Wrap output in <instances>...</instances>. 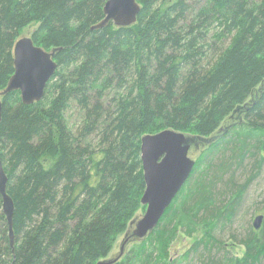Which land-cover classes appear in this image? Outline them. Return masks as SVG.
I'll return each instance as SVG.
<instances>
[{
  "label": "trees",
  "instance_id": "trees-1",
  "mask_svg": "<svg viewBox=\"0 0 264 264\" xmlns=\"http://www.w3.org/2000/svg\"><path fill=\"white\" fill-rule=\"evenodd\" d=\"M107 1L0 0V91L15 72L13 48L21 27L39 22L31 37L51 49L58 63L41 101L26 105L18 90L2 98L0 152L15 205L12 264H97L141 205L146 187L141 138L164 129L209 135L250 98L241 109L249 130L210 146L186 196L172 203L130 256L114 264H194V258L197 264H264V225L259 232L249 229L241 257L227 252L215 235L218 227L233 223L248 189L247 182L238 184L236 172L253 161L254 170L245 173L264 165V85L258 90L264 83V0L258 5L210 0L185 29L171 20L178 0H138L136 23L92 31L105 17ZM210 16L223 26V37L240 32L214 61L204 52ZM72 21L81 25L71 28ZM122 37L133 75L120 80L119 88L127 89L114 99L116 112L108 118L84 94L104 66L125 68ZM74 97L85 109L76 131L64 119ZM2 208L0 195L7 224ZM177 230L202 235L172 258Z\"/></svg>",
  "mask_w": 264,
  "mask_h": 264
},
{
  "label": "rangeland",
  "instance_id": "rangeland-1",
  "mask_svg": "<svg viewBox=\"0 0 264 264\" xmlns=\"http://www.w3.org/2000/svg\"><path fill=\"white\" fill-rule=\"evenodd\" d=\"M21 2L23 0H15V2ZM263 0H250V4L258 5ZM179 7H176L174 12L172 13L171 20H173V26L175 28H182L185 29V27L188 25V23L194 21V19L198 16V14L202 11V9L206 8L207 6H210L211 1L210 0H178ZM105 14V12H104ZM216 18V17H215ZM105 17L93 24L90 29L92 31H97L104 29L108 26L115 27L114 23L112 21L108 22L103 27L93 28L94 26L99 25ZM207 23L209 24L208 28V34L207 37L210 40V45L207 44L206 48L204 49L205 54H207L208 60H216L218 58V55L224 50V48L230 43L231 38L237 37L239 35V30L233 33H228L224 37L222 36L223 32V26H221V23L216 21L213 16H210L208 18ZM39 22H34L30 25H27L25 27H21L17 30V33L20 34L17 38H24V37H31L32 33L35 32V30L39 26ZM81 25V22L79 21H72L71 22V28H78ZM47 33L46 31L44 32ZM50 34V32H48ZM238 34V35H237ZM16 40V41H17ZM119 48L123 53L128 54L127 58H129L128 62L125 65V68L117 72L114 69V66L111 64H108L104 66L102 75H98L95 78V83H89L88 88L84 94V97L88 99L90 104H96L99 103L103 106L104 112L108 116V118L111 117V115H115L116 107L114 103V99L118 96L122 95V93H125L126 86L124 88H119V82L121 79L130 81L131 77L133 75V63H132V54L129 50L127 44L125 43L124 37H122ZM54 49V48H53ZM47 50V49H46ZM51 52L52 50H48ZM107 57V53L106 56ZM131 58V59H130ZM206 64V63H204ZM78 63H71V68L76 67ZM252 98H250L248 101L244 103L237 104L223 120H221L217 125V127L213 128V133L209 135H203V133H197L196 130L191 131H181L183 132L187 137L192 138L195 140V142L191 145V148L189 150V156L195 160L196 166L194 167L191 176L189 180L187 181L186 185L182 188V190L179 192L178 196L176 197L177 201L181 200L180 197H183L185 195L186 188L189 187V181L193 178V176L197 173H200L201 171V165L200 158L204 156L205 148H206V139L211 138L212 136H216L220 130L227 128L229 125H234V129L229 133L231 135L233 132H237L240 134V132H245L249 130L248 123L246 120L243 119V116L241 113V109L245 107L246 104H248ZM241 116V118H239ZM64 119L67 122L68 126L73 130L76 131L83 123L84 117H85V109L82 107L81 102L79 98L74 97L71 101V104L69 108L65 111ZM106 118V117H105ZM244 120V121H243ZM237 123V124H236ZM262 138H264V134L261 135ZM91 139L93 137H90ZM200 140L201 142L200 144ZM200 144V145H199ZM212 146V145H211ZM211 153V152H210ZM209 153V154H210ZM210 154L209 156H211ZM207 164H204V166ZM256 162L253 161L251 165L248 166V169L242 168L240 171L236 172L235 177L238 179V184L244 185L246 182L248 183V189L246 193L244 194L242 198V204L240 205V209L238 210L236 216L234 217V221L231 225H228L227 227L221 229L218 227V229L215 231V235L218 239H222L224 241V244L226 246L227 252H232V254L237 255L238 257L243 256L245 254L246 248L242 242L248 241L249 238L247 234H249V229L254 226L253 219L254 214L257 210H261L264 207V165L261 168V170H256L253 173H248L250 169L254 170ZM248 170L246 173L245 171ZM248 173V174H247ZM228 181V177H227ZM188 185V186H187ZM186 196V195H185ZM175 201V200H174ZM142 204L139 207V209L134 213L132 220L128 224V229L124 234H121L114 242H113V248L111 251L102 257L99 261H115L120 257L121 254V248L123 244L124 246V252L123 255H121V259L128 257L132 254L130 250L138 245H140L145 238H131V235L136 228L137 222L142 218L146 212L147 207L143 209ZM3 211V208H2ZM1 212V209H0ZM7 226L9 228L8 223L6 224L4 220L1 217L0 213V264L2 262H5V264H12L13 261L10 259V250L9 248L11 246V240H10V232L7 230ZM6 232H7V238H6ZM177 235L170 245V256L172 258H176L186 252L187 249H189L194 241L201 237L202 234H197L194 237H187L184 233H182L180 230H177ZM128 239L126 243L125 240ZM236 241V242H235ZM15 242V239H14ZM241 242V243H240ZM242 244V245H241ZM127 254V255H126ZM157 255V254H156ZM155 255V256H156ZM119 258V259H120ZM122 259V260H123ZM192 261V263L197 264V260Z\"/></svg>",
  "mask_w": 264,
  "mask_h": 264
},
{
  "label": "water",
  "instance_id": "water-1",
  "mask_svg": "<svg viewBox=\"0 0 264 264\" xmlns=\"http://www.w3.org/2000/svg\"><path fill=\"white\" fill-rule=\"evenodd\" d=\"M104 12L105 19L93 28L103 27L110 21L116 26H131L138 19L141 4L138 0H108ZM53 56V52H48L35 45L31 37L20 38L16 41L14 46L15 72L7 87L0 92V121L3 110L1 96L18 90L21 93L22 102L26 105L43 99L48 82L58 68V63ZM195 140L173 129L146 134L141 138V160L146 184L141 202L147 209L144 216L137 222L131 238L147 237L158 226L167 209L189 180L196 163L189 156V150ZM8 180L0 152V195L3 201V212L9 225L10 244L14 248L15 205L7 191ZM262 221V215L256 218L255 229L261 227ZM128 239L129 237L124 243ZM124 246L125 244L121 248L120 257ZM119 258L110 262L99 261L97 264H114Z\"/></svg>",
  "mask_w": 264,
  "mask_h": 264
},
{
  "label": "flooded vegetation",
  "instance_id": "flooded-vegetation-1",
  "mask_svg": "<svg viewBox=\"0 0 264 264\" xmlns=\"http://www.w3.org/2000/svg\"><path fill=\"white\" fill-rule=\"evenodd\" d=\"M115 25V24H114ZM116 26V25H115ZM116 27H125V26H116ZM32 38V37H31ZM33 40V39H32ZM34 42V41H33ZM36 45V44H35ZM15 46V45H14ZM38 46V45H37ZM39 47H41V46H39ZM43 48V47H42ZM43 49H45V48H43ZM46 50V49H45ZM46 51H48V50H46ZM49 52V51H48ZM53 51H51V53H52ZM54 53V52H53ZM13 55H14V48H13ZM54 57V59H55V56H53ZM56 61V60H55ZM57 62V61H56ZM15 66V65H14ZM11 79V78H10ZM52 79V78H51ZM9 83V82H8ZM49 83V82H48ZM263 85H264V83L262 84V86H260L259 87V89L258 90H261L262 89V87H263ZM4 90V89H3ZM3 90H1L0 92H2ZM10 93V92H9ZM7 95V94H6ZM256 95H258V93H256ZM5 96V95H4ZM4 96H1V99L4 97ZM3 102V101H2ZM237 124V123H236ZM234 129V125H229L227 128H224V129H222V130H220V132L216 135V136H212L211 138L209 137V138H207L206 139V142H205V144H206V150L211 146V145H213V144H215V143H217V142H220V141H222L223 140V138H225L232 130ZM201 142H203L202 140H200V144H201ZM199 144V145H200ZM205 150V151H206ZM195 166H196V163H195ZM190 182V181H189ZM189 184V183H188ZM186 185V184H185ZM188 186V185H187ZM178 196V195H177ZM176 196V197H177ZM174 200H176V198L174 199ZM174 202V201H173ZM263 216V221H262V225H264V207H263V209H261V210H257L256 211V213L254 214V219H253V224H255V220H256V218L258 217V216ZM262 225H261V227H262ZM261 227L259 228V229H255V227L254 226H252L251 227V230H252V232L254 233L255 231L256 232H259L260 230H261ZM124 252V251H123ZM123 255V254H122ZM127 255V254H126ZM126 258V257H125ZM124 258V259H125ZM123 259V258H122ZM122 259L120 258L117 262H119V261H122ZM123 259V260H124Z\"/></svg>",
  "mask_w": 264,
  "mask_h": 264
}]
</instances>
